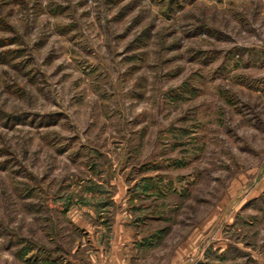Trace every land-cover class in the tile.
<instances>
[{
  "label": "rangeland",
  "instance_id": "1",
  "mask_svg": "<svg viewBox=\"0 0 264 264\" xmlns=\"http://www.w3.org/2000/svg\"><path fill=\"white\" fill-rule=\"evenodd\" d=\"M264 264V0H0V264Z\"/></svg>",
  "mask_w": 264,
  "mask_h": 264
},
{
  "label": "crops",
  "instance_id": "2",
  "mask_svg": "<svg viewBox=\"0 0 264 264\" xmlns=\"http://www.w3.org/2000/svg\"><path fill=\"white\" fill-rule=\"evenodd\" d=\"M98 245L88 264H133L135 255L142 250V243L136 242L132 228L118 222L110 228V239L97 242Z\"/></svg>",
  "mask_w": 264,
  "mask_h": 264
}]
</instances>
